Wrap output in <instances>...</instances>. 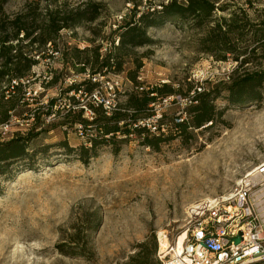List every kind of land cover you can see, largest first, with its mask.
<instances>
[{
	"label": "rangeland",
	"instance_id": "1",
	"mask_svg": "<svg viewBox=\"0 0 264 264\" xmlns=\"http://www.w3.org/2000/svg\"><path fill=\"white\" fill-rule=\"evenodd\" d=\"M170 1L187 0L3 4L9 18L37 4L36 24L41 11L54 7H102L95 21L61 30L53 44L20 43L30 71L11 96L0 82V104L4 110L13 105L0 123V143L25 144L0 176V264H129L144 243L148 250L156 246L160 263V249L186 231L190 205L233 194L264 163V81L253 92L243 86L238 103L230 91L264 71V0H207L214 11L208 21L167 20L147 28L150 45L122 57L119 71L103 67L126 24ZM232 17L235 32L214 30ZM163 85L173 92L156 93L135 123L144 133L117 134L114 144L91 149L97 125L85 129L81 121L89 124L95 109L109 113L126 105L130 94ZM197 94L207 95L212 121L196 129L189 109ZM184 122L185 132L175 128ZM150 135L162 139L156 148L143 143ZM83 148L90 151L82 159Z\"/></svg>",
	"mask_w": 264,
	"mask_h": 264
},
{
	"label": "trees",
	"instance_id": "2",
	"mask_svg": "<svg viewBox=\"0 0 264 264\" xmlns=\"http://www.w3.org/2000/svg\"><path fill=\"white\" fill-rule=\"evenodd\" d=\"M5 2L6 0H0V82L5 81L7 87L4 92L7 91L10 96L14 91L20 90L22 80L30 71V67H32V61L24 56L22 53L23 46L20 43L28 41L24 46L28 45L30 47L34 44L38 46L53 44L55 37L61 30L78 27L83 22L95 21L102 7L98 3H90L83 7V9L64 10L62 7H54L44 12L41 11L42 19L36 24V10L39 8L37 4H35V7L28 4L23 13L16 15L14 18H9L6 15L4 16L3 4ZM212 12H214L213 5L207 0H187L184 3L170 1L166 5H161L160 11L141 14L135 21L126 24L122 28L119 44L113 49L114 52L112 54L103 59V67L110 70L114 67L119 71L121 70L122 57L128 55L134 48L150 45L152 41L146 35L145 30L147 28L161 26L167 20L175 23L176 21L186 23L189 20H193L195 25L199 26L208 21ZM261 12L262 18H264V11ZM222 21V23L218 22L213 27L214 30L220 32L225 26L226 32H235V29L232 28L234 24L233 17L228 20L223 19ZM260 25L264 27V19H262ZM139 67L140 65H137L136 68ZM131 79L135 80L134 77ZM12 81H15L17 85H11ZM262 81H264V71L247 75L235 82L233 87H231L232 89H230L231 102L238 103L240 101V95H237V93L243 86L250 87V91L253 92L255 87H260ZM10 89L14 91L11 93ZM172 92L169 86L163 85L161 88L157 87L148 91H142L139 94H130L126 105L117 109L114 108L109 113L101 109H95L96 115L92 122L88 124L86 121H81L85 129L87 125H97L96 129L99 133L97 137L90 139V143L92 144L91 149L94 150L100 144H114L117 134L129 137L134 133H144L145 129L135 126V123L139 119V114L144 112L149 102L155 100L154 95L156 93L170 94ZM206 96L205 94H197L195 97V101L198 102L197 105L189 109L191 126L196 129L200 128L204 122L212 121V106L209 101H206ZM252 96L257 97L258 95L254 93ZM1 98H4V95ZM51 104L52 101L50 102ZM12 108L13 105L4 110L0 104V123L6 121L8 118L7 113ZM119 123L123 124L122 127L118 126ZM186 127L187 124L185 122L175 124V128H179V130L184 132L186 131ZM170 138L168 137L167 139ZM161 140V137L145 136L143 143L156 148ZM24 150L25 144L18 139H13L3 144L0 143V176L5 173L6 164L11 159L21 157L24 154ZM71 150L68 148L69 152ZM81 150L83 152L81 158L83 159L90 150L87 148ZM155 248L156 246L154 245L152 250H148L145 243L140 245L137 254L130 259L129 264H160L154 258Z\"/></svg>",
	"mask_w": 264,
	"mask_h": 264
},
{
	"label": "built area",
	"instance_id": "3",
	"mask_svg": "<svg viewBox=\"0 0 264 264\" xmlns=\"http://www.w3.org/2000/svg\"><path fill=\"white\" fill-rule=\"evenodd\" d=\"M253 174L229 196L190 205L181 250L177 252L176 239L160 249V263L264 264V163ZM239 234L241 241L235 245L232 239Z\"/></svg>",
	"mask_w": 264,
	"mask_h": 264
},
{
	"label": "bare ground",
	"instance_id": "4",
	"mask_svg": "<svg viewBox=\"0 0 264 264\" xmlns=\"http://www.w3.org/2000/svg\"><path fill=\"white\" fill-rule=\"evenodd\" d=\"M221 155H217L216 154V157H214L215 159H216V161H217V159H218V157H220ZM214 161V160H213ZM254 174H253V172H251V173H249L248 175H247V178L248 177H251V176H253ZM243 182H245V180H241V181H239L238 182V184H241V183H243ZM185 237H186V232L184 231V234H183V236H180V237H178L177 238V252H179L180 250H181V245H182V242H183V240L185 239Z\"/></svg>",
	"mask_w": 264,
	"mask_h": 264
},
{
	"label": "water",
	"instance_id": "5",
	"mask_svg": "<svg viewBox=\"0 0 264 264\" xmlns=\"http://www.w3.org/2000/svg\"><path fill=\"white\" fill-rule=\"evenodd\" d=\"M232 241L234 242L235 245L239 244V242L241 241V234L233 238Z\"/></svg>",
	"mask_w": 264,
	"mask_h": 264
}]
</instances>
